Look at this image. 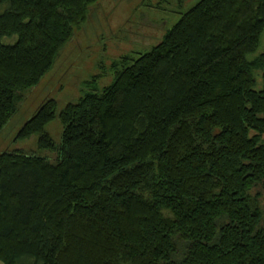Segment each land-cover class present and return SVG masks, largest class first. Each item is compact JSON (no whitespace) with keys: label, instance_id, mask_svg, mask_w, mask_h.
<instances>
[{"label":"trees","instance_id":"obj_1","mask_svg":"<svg viewBox=\"0 0 264 264\" xmlns=\"http://www.w3.org/2000/svg\"><path fill=\"white\" fill-rule=\"evenodd\" d=\"M96 1L0 0V133ZM263 35L264 0H199L109 85L44 98L15 139L54 162L0 152V262L264 264Z\"/></svg>","mask_w":264,"mask_h":264},{"label":"rangeland","instance_id":"obj_2","mask_svg":"<svg viewBox=\"0 0 264 264\" xmlns=\"http://www.w3.org/2000/svg\"><path fill=\"white\" fill-rule=\"evenodd\" d=\"M198 1L97 0L90 7L85 22L75 28L71 40L60 50L49 72L38 85L21 94L17 113L0 133V152H33L54 162L56 153L37 149L35 140L21 142L15 139L36 106L44 98L51 97L58 102V112L66 103L77 102L88 88L101 90L109 85L124 57L134 58L138 53L148 51L165 30ZM263 49L264 35L260 45V50ZM45 130L57 143L60 141L58 117L48 123ZM262 194L258 185L251 189L264 220Z\"/></svg>","mask_w":264,"mask_h":264}]
</instances>
